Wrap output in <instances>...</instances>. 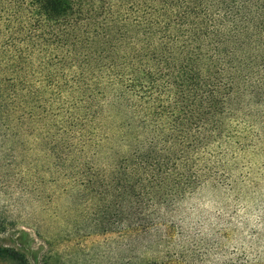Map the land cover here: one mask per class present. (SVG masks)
Segmentation results:
<instances>
[{"label":"rangeland","instance_id":"rangeland-1","mask_svg":"<svg viewBox=\"0 0 264 264\" xmlns=\"http://www.w3.org/2000/svg\"><path fill=\"white\" fill-rule=\"evenodd\" d=\"M27 1L0 0V248L21 258L0 264H264L256 106L230 101L237 133L218 174L175 203L152 204L148 222L108 219L122 189L110 143L129 130L109 112L74 109L73 68L31 28Z\"/></svg>","mask_w":264,"mask_h":264},{"label":"trees","instance_id":"trees-1","mask_svg":"<svg viewBox=\"0 0 264 264\" xmlns=\"http://www.w3.org/2000/svg\"><path fill=\"white\" fill-rule=\"evenodd\" d=\"M24 10L73 68L74 109L109 112L129 130L110 143L122 189L108 219L148 222L152 204L218 174L237 133L227 116L236 97L264 119V0H28Z\"/></svg>","mask_w":264,"mask_h":264}]
</instances>
